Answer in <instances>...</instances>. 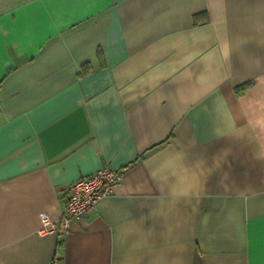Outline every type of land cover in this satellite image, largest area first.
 Masks as SVG:
<instances>
[{
    "label": "crops",
    "instance_id": "obj_1",
    "mask_svg": "<svg viewBox=\"0 0 264 264\" xmlns=\"http://www.w3.org/2000/svg\"><path fill=\"white\" fill-rule=\"evenodd\" d=\"M0 264H264V0H0Z\"/></svg>",
    "mask_w": 264,
    "mask_h": 264
},
{
    "label": "built area",
    "instance_id": "obj_2",
    "mask_svg": "<svg viewBox=\"0 0 264 264\" xmlns=\"http://www.w3.org/2000/svg\"><path fill=\"white\" fill-rule=\"evenodd\" d=\"M120 180L119 171L104 167L91 176L73 182L62 198L61 218L53 222L46 215H41L38 234H66L71 222L82 221L100 200L112 196Z\"/></svg>",
    "mask_w": 264,
    "mask_h": 264
},
{
    "label": "trees",
    "instance_id": "obj_3",
    "mask_svg": "<svg viewBox=\"0 0 264 264\" xmlns=\"http://www.w3.org/2000/svg\"><path fill=\"white\" fill-rule=\"evenodd\" d=\"M243 89H244V87L241 88V90H243ZM241 90H240L239 88L236 89V93H237V94H240V93L242 92Z\"/></svg>",
    "mask_w": 264,
    "mask_h": 264
}]
</instances>
